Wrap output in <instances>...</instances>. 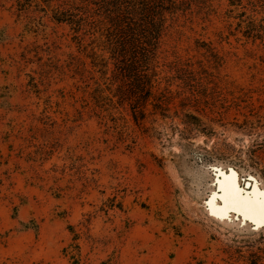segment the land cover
<instances>
[{"label":"rangeland","instance_id":"374dc122","mask_svg":"<svg viewBox=\"0 0 264 264\" xmlns=\"http://www.w3.org/2000/svg\"><path fill=\"white\" fill-rule=\"evenodd\" d=\"M198 1L136 121L86 35L46 0H0V264H264V57L226 27L261 14ZM189 60L211 76H174ZM230 179L250 208L225 199Z\"/></svg>","mask_w":264,"mask_h":264},{"label":"trees","instance_id":"16d2710c","mask_svg":"<svg viewBox=\"0 0 264 264\" xmlns=\"http://www.w3.org/2000/svg\"><path fill=\"white\" fill-rule=\"evenodd\" d=\"M198 4V0H46L55 22L67 24L78 37L79 32L87 36L86 57L101 76L117 79L121 87L119 95H113L119 104L129 105L136 121H143L147 104L154 97L151 76H157L156 62L165 33L181 25L180 17L192 13L193 5ZM243 4L246 10L261 14L259 24L245 22L244 9L237 16L229 15L237 21L234 26L227 22L226 27L233 28L237 39L250 42L264 57V0H230L234 8ZM193 17L182 23L192 24ZM206 46L210 49L211 43ZM185 65L187 68L171 65L174 76H211L203 60L198 68L190 60ZM197 93L202 95L200 90Z\"/></svg>","mask_w":264,"mask_h":264},{"label":"snow or ice","instance_id":"6c2138e0","mask_svg":"<svg viewBox=\"0 0 264 264\" xmlns=\"http://www.w3.org/2000/svg\"><path fill=\"white\" fill-rule=\"evenodd\" d=\"M223 192L225 199L229 200L232 204L239 205L240 207L250 208L251 202L243 195V190L238 188L230 179L224 185ZM259 226H264V191L259 192Z\"/></svg>","mask_w":264,"mask_h":264},{"label":"water","instance_id":"95a60500","mask_svg":"<svg viewBox=\"0 0 264 264\" xmlns=\"http://www.w3.org/2000/svg\"><path fill=\"white\" fill-rule=\"evenodd\" d=\"M226 175H231V176H233V175H235V172L234 171H229V172H227V173H223L222 174V176H221V178L223 177V176H226ZM249 184V183H248ZM238 188H241L242 190H243V195H248L250 192H251V190H247V189H244V188H248L247 186H244V188H242L241 186H237Z\"/></svg>","mask_w":264,"mask_h":264},{"label":"bare ground","instance_id":"6f19581e","mask_svg":"<svg viewBox=\"0 0 264 264\" xmlns=\"http://www.w3.org/2000/svg\"><path fill=\"white\" fill-rule=\"evenodd\" d=\"M227 181H229V180H227ZM233 207H236V206H233ZM236 209V208H235ZM252 210V209H251ZM254 211H256V210H254Z\"/></svg>","mask_w":264,"mask_h":264}]
</instances>
